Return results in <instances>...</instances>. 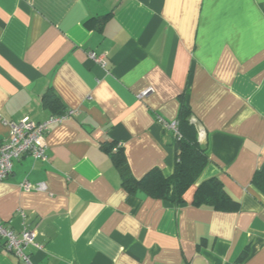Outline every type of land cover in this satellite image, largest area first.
Listing matches in <instances>:
<instances>
[{"label": "crops", "instance_id": "1", "mask_svg": "<svg viewBox=\"0 0 264 264\" xmlns=\"http://www.w3.org/2000/svg\"><path fill=\"white\" fill-rule=\"evenodd\" d=\"M181 100L207 164L178 204L127 192L111 154L137 179L169 176L163 121ZM65 109L47 159L13 160L0 182V219L41 244L33 264H264V0H0V140ZM210 177L237 208L193 201ZM0 264H22L2 239Z\"/></svg>", "mask_w": 264, "mask_h": 264}, {"label": "trees", "instance_id": "2", "mask_svg": "<svg viewBox=\"0 0 264 264\" xmlns=\"http://www.w3.org/2000/svg\"><path fill=\"white\" fill-rule=\"evenodd\" d=\"M103 18L101 16L100 19ZM54 96L56 95L52 91L44 94L46 98L56 99L57 96ZM177 121L178 132H172L175 161L169 176H165L159 169L153 168L137 179L132 175L125 162L120 147H117L116 151L111 154L112 160L118 168L122 185L127 192L141 190L147 195L166 199L175 204L184 201V192L198 179L208 162V156L205 145L199 141L196 123L191 119V111L183 100L179 106ZM252 183L264 194V165L255 171ZM193 201L197 204H208L218 210H232L238 206V202L226 192L216 177L203 180L197 186Z\"/></svg>", "mask_w": 264, "mask_h": 264}, {"label": "built area", "instance_id": "3", "mask_svg": "<svg viewBox=\"0 0 264 264\" xmlns=\"http://www.w3.org/2000/svg\"><path fill=\"white\" fill-rule=\"evenodd\" d=\"M89 57L94 61L103 63V59L94 52H89ZM147 90L141 94H145ZM76 114V109H66L62 113L52 114L42 121H34L29 117H23L16 121L8 122L10 127L7 139L0 140V182L6 179L12 171V162L24 155H30L37 160L47 159V144L45 137L50 131L51 125L59 123L69 116ZM164 127L170 131L178 132L177 119L163 121ZM201 135V133H200ZM19 185L25 190H46L44 182L31 183L21 181ZM22 218L26 217L24 211H20ZM0 239L20 260L22 264H33L30 255L25 251L28 246L39 249L41 244L34 239V230L23 226L17 233L9 225L0 219Z\"/></svg>", "mask_w": 264, "mask_h": 264}]
</instances>
